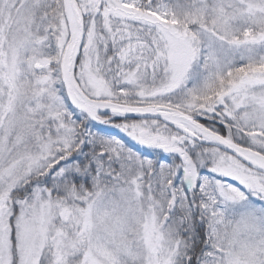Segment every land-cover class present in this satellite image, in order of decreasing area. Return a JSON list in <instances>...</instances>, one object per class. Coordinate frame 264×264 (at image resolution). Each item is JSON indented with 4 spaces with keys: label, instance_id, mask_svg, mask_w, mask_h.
I'll return each instance as SVG.
<instances>
[{
    "label": "snow or ice",
    "instance_id": "snow-or-ice-1",
    "mask_svg": "<svg viewBox=\"0 0 264 264\" xmlns=\"http://www.w3.org/2000/svg\"><path fill=\"white\" fill-rule=\"evenodd\" d=\"M0 264H264V0H0Z\"/></svg>",
    "mask_w": 264,
    "mask_h": 264
}]
</instances>
